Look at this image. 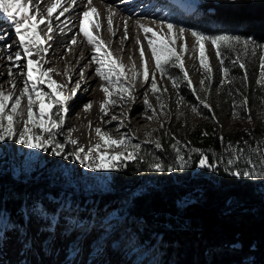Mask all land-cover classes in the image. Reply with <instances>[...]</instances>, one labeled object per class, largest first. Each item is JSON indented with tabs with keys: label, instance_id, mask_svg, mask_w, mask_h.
<instances>
[{
	"label": "rangeland",
	"instance_id": "374dc122",
	"mask_svg": "<svg viewBox=\"0 0 264 264\" xmlns=\"http://www.w3.org/2000/svg\"><path fill=\"white\" fill-rule=\"evenodd\" d=\"M209 1L212 0H183L181 5H178L172 4L169 1L150 0L143 6L147 13H135L132 15L124 10L121 11V16L133 27V31L131 30V35L129 33V40L127 39L123 42L119 38H114L111 46L106 43L108 50L112 51L114 58H117L118 62H122L127 66L126 72L127 69L131 68L132 61H135L137 70L142 72L141 58L139 55L140 47L138 48L137 45L135 46L138 36L144 46L145 56L148 58L149 79H151V74L155 72L158 86L161 89L166 87L167 92L163 93L161 95V100L158 101L156 95H154L151 90L150 82L145 84L142 78L134 81L135 87L132 90L134 100L124 102L120 100L118 94H114L113 99L118 100V108L115 109V111L119 112L118 119L113 125L106 126L103 121L104 117L101 119L103 113L100 112V104L105 99L104 93L101 90V85L105 82L95 75V71L91 72L88 76V80L91 81L93 78L95 79L92 86L94 89H92L90 95L86 97L79 94V91L77 92L76 97L69 103V112L67 113L62 128V134L60 137H57L60 142L66 144L65 153L73 151L74 147L78 146H83L87 150L94 144L100 142L95 133V128L97 127L109 132L114 138H120L122 135L127 134L125 138L131 140V144H140L142 146L143 144H148L150 140L159 141V143H161V136L163 134L169 135L174 141L184 144L186 143L184 136H189L190 132L199 125L203 127L211 125L214 129L222 133L230 134L237 128L264 121V109H258L253 101L250 100V96L256 88H264L261 84L257 83L260 79L261 59L264 58V48L250 45L249 48L245 50L243 45L238 44L233 49L223 52L224 63L221 65L219 59L216 57L214 46L210 42H206L205 54L209 58V63L212 68L210 80L206 79L209 74L200 66L199 60L197 59L199 53L189 52L184 56V67L188 72L193 86L197 89V91L193 93L187 82L182 79L183 73L178 67L168 66L167 72L179 80V88H173L168 75H164L163 78L161 77L160 73L155 70V62L151 58V53L143 31L141 29H139V31L135 30L136 22L141 20L149 21L150 23L145 25L157 31L163 27L165 33L167 32V23H174L186 29L185 37L190 49L195 44V39L191 36V30L201 31L208 35L223 33L232 34L231 32H226L225 30L217 28V26L212 23L204 21L200 6ZM53 2L54 0H52L51 3ZM103 2L106 4L111 3L108 2V0H104ZM111 4L117 7L121 4V1ZM68 5L70 4L64 7H69ZM61 10L62 8L59 10L57 9V13L55 12L54 14H56V16L59 15ZM85 10H87V2L83 3L76 11L77 14L79 13L76 22L71 18L63 19L62 21L68 20L69 23L67 26L76 24L75 28L79 29L81 14ZM67 26L62 23L60 29L65 30ZM40 28L42 29L43 26L41 25ZM7 29L8 28H3L1 33H5ZM134 31L135 34L133 33ZM60 32L62 31L58 33ZM41 34L43 35V31ZM148 35L151 36V33ZM16 38V35L11 36V42L16 43ZM179 43L180 41H178V45ZM67 45L66 43L64 47ZM256 45L262 44L256 43ZM89 48L93 54L92 46L89 45ZM17 50L19 49H16V51ZM64 52L66 53V49ZM48 55H54L53 51L47 53V56ZM61 57H66V55H59V60H61ZM237 57H239L240 63L245 64L244 69L240 68L239 63L235 62ZM33 59H38V57H33ZM90 59L88 61H90ZM88 61H86V65L87 63L89 64ZM18 63L21 67H12V77L8 74L0 77V87L5 91L11 90V81L15 79L17 95L24 86L23 81L25 77H22L19 73L23 70L26 59H22L18 61ZM52 64L54 65L53 62L50 64L46 63L44 67H53ZM11 65L12 62L10 61L8 64H5L4 67H7V70H9ZM71 66L72 65L68 67V65L64 63L63 68L66 67V69L64 73H62L63 75L60 76L54 72L51 74L52 79L59 83H67V76L65 73L68 75L73 73L74 68L71 69ZM225 67L229 69L231 83L223 82V68ZM245 69L247 71V80L244 79ZM121 79L123 80V77ZM201 80L205 81L203 86L200 84ZM5 83H7V86H4ZM42 87L45 91H51L47 84H44ZM71 87L72 86L69 85L67 91H70ZM109 87L111 88L112 86L110 85ZM205 87L209 89L208 92L203 90ZM145 95L159 114L158 118H147L152 116L153 113L151 110L147 109L144 104ZM197 96L209 103L211 105V110L204 108L200 100L196 99ZM244 97H247L248 100L246 106L242 105ZM179 98H183L184 103L178 104L177 101ZM89 102L92 103V108L89 111H85L84 106ZM161 102L165 105L166 115L160 112ZM25 106L26 100L22 102L21 111H26ZM9 107H11V104ZM193 107L199 110V114L192 111ZM53 111H55V109H53ZM234 111L238 113V117H233ZM249 115L251 116V120L248 119ZM108 118L110 117L108 116ZM121 121H123L122 127ZM89 122H91V129L88 127ZM81 123H83V126H81ZM161 125H163V127H161ZM109 128L116 130V132L112 133L108 131ZM70 129L73 130L71 132V138L79 141L78 146L67 143V136ZM17 130H20L19 123L17 124ZM149 133L150 135H148ZM5 148L8 150L5 151ZM115 150L125 151L123 148ZM111 151L112 150H109L110 153ZM127 151H131V148L127 149ZM47 153L49 158H47L46 153L41 150L27 149L25 146L18 145L14 141H6L0 144V165L11 170L16 178L22 176L30 179L38 177L37 175H44L53 184L59 186L60 196L58 198L52 197L54 198L52 202H69L71 207L75 210L79 209V211L74 212L75 215L78 218H82L85 223H88V213L91 214L92 212L91 209L95 196L99 193L111 191L112 189L110 171L97 172L85 169L79 162L71 158L65 161L61 156L51 155V149ZM157 161L161 162L159 158L154 157L152 159V163ZM113 213L119 214L120 217V229L117 237L112 242L114 246L105 245L106 252L104 255L95 257V259L102 261L103 264H160L162 256L158 247L144 245V243L137 239V231L135 230L137 223L134 222L131 217L125 216L120 211H115ZM106 214L108 213H104L99 220H103ZM77 242H80L81 245L80 252L78 254H73L72 245ZM94 250L95 243L93 242V237H84L77 234L76 230H73V233L67 234L66 238L65 234L61 232L54 247L44 248L38 246L33 252L25 255L16 237L9 234L7 243L0 244V264H32L33 262L41 264V256L44 254L50 255L52 259H49L50 262H43L42 264H89V261L93 259ZM59 253L64 254L65 259L62 260V262L61 258L59 260L57 259Z\"/></svg>",
	"mask_w": 264,
	"mask_h": 264
},
{
	"label": "snow or ice",
	"instance_id": "6c2138e0",
	"mask_svg": "<svg viewBox=\"0 0 264 264\" xmlns=\"http://www.w3.org/2000/svg\"><path fill=\"white\" fill-rule=\"evenodd\" d=\"M42 3H44V0H36V3L33 0H0V13L4 14L6 21L12 23L15 35L18 38L17 44L19 47V50L15 51L14 54L7 56V59L12 62L8 70V75L12 77V67L20 68L21 65L18 61L26 59V64L19 73V75L25 77L23 81L24 86L20 89L19 94L17 95L14 80L11 81L10 91H5L0 87V144L6 141H14L16 144L25 146L27 149H38L45 153L51 149V155L61 156L65 161L71 158L79 162L85 169L97 172L119 171L121 168L126 167L123 161L142 159V157H139L141 145L131 144V140L125 138L127 134L122 135L120 138H114L109 132L99 127L95 128V133L100 142L94 144L87 150L83 146H78V140L71 138V132L73 130L70 129L67 136V143L78 147H74L73 151L65 153L66 144L60 142L57 139V135L64 126L67 113L69 112V103L81 89V80H84V70H80V79L74 83L71 75L67 73H65L67 83H59L52 79L51 74L55 72L57 75H60L61 73L53 67L45 68L44 64L49 63L45 57L51 47L48 42L52 40L53 37L51 34L55 30L52 17L58 8H62L59 15L55 17L56 20H60L69 11L68 7H63V3L75 5L76 0H63V3L62 0H54L43 12L40 9ZM92 4L93 0H87V10L81 14L77 35L82 34L87 43L92 46L93 54L89 64L94 63L96 65L95 75L105 82L101 85L105 99L100 104V112L103 113V116H108L109 109L117 105V100L113 99L114 94H118L120 100L124 102L134 100L132 90L135 84L133 82L141 78L145 84L150 82L153 94L156 95L158 101L161 100V95L167 92V88L161 89L158 86L155 72L151 74V79H149L148 58L145 56L144 46L138 36L136 42L140 45L139 55L141 58L142 72L137 70L135 61H132L131 68L127 69L126 72L127 66L122 62H118L117 58H114L112 51L108 50L106 42L98 34H94V32L89 31L85 27V21L93 13L96 19L92 22V28L98 33L102 27L99 22V10L92 6ZM114 15L115 13L109 8L107 24L113 36H115V31L112 27ZM63 23L67 26L69 21L64 20ZM137 23L147 40L151 58L155 62V70L160 73L162 78L164 75H168L173 88H179V80L167 72L168 66L178 67L183 73L182 79L187 82L193 93L197 89L193 86L188 72L184 67V56L189 52L199 53L197 59L199 60L200 66L209 74L206 79L210 80L212 68L209 63V58L205 54L206 42H210L214 46L216 57L219 59L221 65L224 63L223 52L233 49L238 44L243 45L245 50L250 45L264 48V45H256V41L252 38H242L239 35L228 33L208 35L201 31L191 30V36L194 37L195 44L190 49L185 37L186 29L182 26H177L169 22L166 25L167 32L165 33L163 27L157 31L152 27L139 23V21ZM41 25L44 26L43 29L40 28ZM42 31L43 35L41 34ZM60 31H63V29H60ZM149 33H151V36L148 35ZM128 38L127 20H125L124 36L122 39L127 40ZM5 39V35H0V41H4ZM178 41H180L179 45ZM76 43L77 40L74 36L70 44L75 45ZM45 45L48 46L46 47ZM11 48V44H5L3 47H0V52ZM68 51H71L70 46H68ZM33 57H38V59H33ZM235 62L239 63L240 68H245V64L239 62V57H237ZM223 75V82H232L229 78L228 68H223ZM122 77L123 80L121 79ZM244 79L247 80L246 69ZM257 83L264 87V58L261 59L260 79ZM44 84H47L48 88L51 89L50 92L44 90L42 87ZM200 84L203 86L205 81L201 80ZM69 85H72V87L70 91H67ZM110 85L112 86L111 88L109 87ZM203 90L205 92L209 91L206 87ZM196 99L200 100L204 108L211 110V105L205 100L199 96ZM25 100L26 111H21L22 102ZM177 103H184L183 98H179ZM10 104L11 107H9ZM144 104L153 113L152 116L147 118H158L159 114L147 99L146 95ZM247 104V97H244L242 105L246 106ZM84 108L85 111L91 110L92 103L89 102ZM192 111L199 114V110L196 107H193ZM160 112L165 115L167 114L165 112V105L162 102L160 104ZM103 116L101 119H103ZM233 117H238V113L234 111ZM116 119H118L116 116H112L107 122L111 123L112 120ZM248 119L251 120L250 115ZM18 123L20 124L19 131L17 130ZM122 126L123 121H121ZM88 127L91 129V122H89ZM203 135L207 136L208 133L205 132ZM220 139L223 141L224 138L220 137ZM148 142L154 143L156 148H161L159 141L150 140ZM178 143L173 145V148L177 152L179 168L183 169L187 166L188 162L180 154L179 148L177 147ZM245 144H247L246 141ZM119 148H123L125 151L115 150ZM129 148H131V151H127ZM226 149L230 153L235 150V154L227 161L228 165H232L240 159V152L243 149H239L231 143L226 145ZM109 150H112L111 153ZM191 151L200 154L201 158L198 165L200 168L215 169L216 166L209 163L208 156L200 149H191ZM256 151L261 156L260 171H256V165L253 164L251 170L248 168H237L229 172V174L237 178L241 176L246 178L264 177V147H258ZM248 163L251 164V161L249 160ZM149 167L158 172L174 171L172 167L166 168L159 161L151 163ZM225 171L228 172L229 169L225 168ZM53 199L52 197H46L44 200H41L40 197L33 199L31 196L22 194L20 200L21 207L17 215L9 217L4 211H0V244L7 243L9 234L14 235L20 248L27 255L33 252L38 246L44 248L54 247L61 232L65 234L66 238L67 234L73 233V230H76L77 234L84 237H93L95 250L93 252V259L89 261V264H103L102 261L96 260L95 257L104 255L106 252L105 245L114 246L112 242L117 237L120 229L119 214L110 212L106 214L103 220H99L95 215H92L88 218L89 222L85 223L82 218H78L75 215L69 202L60 201L55 209L49 208L48 205ZM75 211H79V209ZM80 247V242L73 243V254H78Z\"/></svg>",
	"mask_w": 264,
	"mask_h": 264
},
{
	"label": "trees",
	"instance_id": "16d2710c",
	"mask_svg": "<svg viewBox=\"0 0 264 264\" xmlns=\"http://www.w3.org/2000/svg\"><path fill=\"white\" fill-rule=\"evenodd\" d=\"M201 12L204 21L217 28L264 45V0H214L202 5ZM250 100L264 109V88H256ZM61 134L62 129L57 137ZM184 140L177 145L188 162L183 169L173 148L177 142L169 135L161 136V148L143 144L142 159L123 161L126 167L110 171L112 189L95 196L88 217L100 219L115 211L131 217L137 223V239L160 250V264H264V177L229 174L237 168L251 170L253 164L260 171L256 149L264 147V121L230 134L199 125ZM228 143L243 149L232 165L227 161L235 150L230 153ZM191 149H200L215 169L200 168L201 156ZM154 157L174 171L150 168ZM37 176L16 178L0 165V211L17 215L22 194L41 200L60 196L59 186ZM57 204L51 201L48 206L55 209Z\"/></svg>",
	"mask_w": 264,
	"mask_h": 264
},
{
	"label": "bare ground",
	"instance_id": "6f19581e",
	"mask_svg": "<svg viewBox=\"0 0 264 264\" xmlns=\"http://www.w3.org/2000/svg\"><path fill=\"white\" fill-rule=\"evenodd\" d=\"M104 1V0H103ZM101 0H93V4L92 6L96 7L99 10L100 13V23L102 25L101 29L99 30L98 33L95 32V30L92 28V22L96 19L95 14H91L89 19L86 21V28L89 31L94 32V34H98L108 45L111 46L112 40L114 38H119L120 40H122L123 42L125 40H123V36H124V21L126 20L124 17L121 16V11L124 10L126 12H128L129 14H135V13H147L143 6L146 4V2H149L150 0H108V2H117V1H121V4H119L117 7L112 6V4H106ZM161 1H169L172 4H178L181 5V3L183 2V0H161ZM34 3H36V0H33ZM52 0H44V3H42L40 5V9L41 11H45L46 7L51 4ZM87 2V0H76L75 5H68L69 7V11L65 13V15L63 17L60 18V20H56V14L53 15L52 17V22H53V27H54V31L51 34L52 35V40L48 42V44L51 46L49 49L50 51H53L54 55H48L46 60L49 61L50 63H54L53 68H55L61 75H63L62 73H64L66 67L63 68V64H67L68 67L70 65L71 69H73V73L70 74L72 77V81L73 83L80 79L79 76V72L81 69L84 70V80H81V89L79 90V94L84 95V97L89 96L90 95V91L94 88H92L95 79L93 78L91 81L88 80V76L90 75L91 72L95 71L96 65L93 64H88L86 65V61H88L90 59V57L92 56V52L89 50V44L87 43L86 39L83 37L82 34L77 35L79 29L75 28L76 24H72L66 27L65 30H63L62 32L58 33L60 31V26L63 23V19H74V21L76 22L77 16L78 14L76 13V11L83 5V3ZM63 3V0H62ZM67 3H63V7L66 6ZM111 5V6H110ZM109 8H111V10L115 13L114 17H113V30L115 31V36H113L108 28V24H107V17L109 15ZM60 8H58L59 10ZM34 11V9H33ZM57 13V12H56ZM123 14V13H122ZM71 16V17H70ZM39 19V17H38ZM138 22V21H137ZM136 22V27L135 30L139 31V27H138V23ZM139 23H143V24H147L150 23L147 20H141L139 21ZM135 24V23H134ZM133 24V25H134ZM43 26V25H42ZM128 26V37L130 38L131 35V30L133 31V27H131V25L129 23H127ZM135 26V25H134ZM44 27V26H43ZM3 28H8L7 31L4 33H1V30ZM43 29V28H42ZM130 33V35H129ZM135 34V31L133 32ZM132 33V36H133ZM0 35H5L6 39L4 41H0V47H3L5 44H11L12 48L9 50H6L4 52H0V77L3 75H7L8 74V68L4 67L5 64H8L10 61L7 59V56L9 54H14V52L16 51V49H19V47H17V39L16 38V43H12L11 42V36L15 35V31H14V27L12 25L11 22H8L5 20V16L3 13H0ZM75 36L77 43L75 45H71L70 41L71 39ZM78 38V39H77ZM129 40V39H128ZM135 40V39H134ZM108 41V42H107ZM66 43L68 44L66 47H64V45H66ZM137 45V47L139 48L140 45L137 44V42H135V46ZM46 47L48 45H45ZM68 46L71 47V51H68ZM117 47V46H116ZM66 49V53L64 52V50ZM63 51V52H62ZM93 51V50H92ZM48 52V53H49ZM51 54V53H50ZM64 54L66 55V57H61V60H59V55ZM50 56V57H49ZM53 58V59H52ZM55 59V60H54ZM53 60V61H52ZM89 62V61H88ZM68 69V68H67ZM70 69V68H69ZM68 71V70H67ZM15 81V79H14ZM18 81V78H17ZM4 86H7V83H5ZM72 86V85H71ZM118 108V100H117V105L114 107H111L109 109V117L111 118V116H116L118 117V113L117 111H115V109ZM108 116H103L104 119L103 121L105 122L106 126H111L113 125L116 120H112L111 123H108L107 121L110 119L108 118ZM137 121V119H136ZM81 126H83V123H81ZM111 129V130H110ZM110 132H116V130L109 128ZM54 250V249H53ZM52 250V251H53ZM52 254V253H51ZM35 255V254H33ZM61 258V262L62 260L65 259L64 254L63 253H59L57 256V259L59 260ZM49 259H52L50 255H42L41 256V264L43 262H50ZM57 263H59L58 261H56ZM32 264H38L37 262H33ZM64 264V263H63Z\"/></svg>",
	"mask_w": 264,
	"mask_h": 264
}]
</instances>
